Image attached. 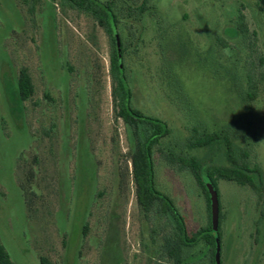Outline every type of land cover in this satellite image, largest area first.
Wrapping results in <instances>:
<instances>
[{"label": "rangeland", "instance_id": "obj_1", "mask_svg": "<svg viewBox=\"0 0 264 264\" xmlns=\"http://www.w3.org/2000/svg\"><path fill=\"white\" fill-rule=\"evenodd\" d=\"M97 1L118 18L132 107L166 124L161 147L178 145L213 176L220 264H264V0ZM110 52L94 18L69 0H0V243L14 264H167L160 247L175 231L136 203L134 140L115 115ZM21 69L33 85L25 102ZM194 130L228 132L249 151L254 187L221 179L234 167L225 147L198 148ZM153 162L155 189L188 233L208 227L206 196L189 171L158 151ZM182 258L211 264L202 242Z\"/></svg>", "mask_w": 264, "mask_h": 264}, {"label": "trees", "instance_id": "obj_2", "mask_svg": "<svg viewBox=\"0 0 264 264\" xmlns=\"http://www.w3.org/2000/svg\"><path fill=\"white\" fill-rule=\"evenodd\" d=\"M69 2L77 10L90 14L108 38L111 48L110 67L114 73V87L111 95L115 115L126 125L134 140V149L130 156V162L135 185L136 203L145 218L148 220L153 216L165 218L173 225V230L175 231L174 238L163 239L159 257L166 259L167 264H185L182 258L183 249L194 247L202 242L206 246L207 253L210 254L211 264H215V248L220 246V239L218 233L216 238L213 237L211 220L208 227L200 229L193 234L188 233L184 219L176 208L166 196L155 189L154 152L158 151L164 162L175 170L189 171L206 196L209 218L210 202L205 185L209 182L216 190L213 176L202 167L195 157L184 154L178 145L169 149L161 147V141L170 136V130L166 124L157 118L146 117L132 107V94L127 84L125 67L122 62L124 50L120 43L117 46L116 41V38H118V18L114 14L111 3L102 4L97 0H69ZM235 26L240 36L243 39H247L248 29L240 12L237 15ZM223 47L226 46L223 44ZM255 90L254 80L251 76H248L245 95L249 100H253L255 97ZM16 91L21 102L27 101L33 95L32 81L26 69H21L18 72ZM226 131L229 130L226 129ZM193 134L192 139L198 148L213 144H220L225 147L226 154L234 167L219 170L218 176L221 179L254 187L251 174L257 173V169L249 168L250 153L245 149L240 150L228 137V132L199 133L194 130ZM245 136V133H243L239 138L242 140ZM236 161L241 162V164L238 165ZM40 263L48 264L47 260L43 258L40 259ZM0 264H14L1 243Z\"/></svg>", "mask_w": 264, "mask_h": 264}, {"label": "water", "instance_id": "obj_3", "mask_svg": "<svg viewBox=\"0 0 264 264\" xmlns=\"http://www.w3.org/2000/svg\"><path fill=\"white\" fill-rule=\"evenodd\" d=\"M117 46H119L118 38H116ZM206 190L209 196V202H210V220L212 229L214 231L218 228V218H219V204H218V196L217 192L214 189L213 185L211 183L206 184ZM215 264H220V248L217 247L215 252Z\"/></svg>", "mask_w": 264, "mask_h": 264}]
</instances>
